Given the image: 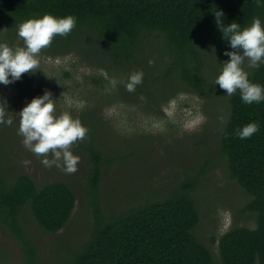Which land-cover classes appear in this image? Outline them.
<instances>
[{"label": "trees", "instance_id": "16d2710c", "mask_svg": "<svg viewBox=\"0 0 264 264\" xmlns=\"http://www.w3.org/2000/svg\"><path fill=\"white\" fill-rule=\"evenodd\" d=\"M218 11L225 25L236 21L247 27L255 17L264 23V7L255 0H0V26L16 30L45 14L74 15L76 28L67 37L56 36L41 53L54 58L75 54L109 72L123 101L157 112L184 91L211 98L203 49L212 46L219 64L229 59L225 50H232L215 23ZM135 71L144 73L142 84L132 93L120 91L121 74L127 77L123 83ZM249 79L264 85V65L253 69ZM169 88L173 92L164 95ZM228 102L231 112L219 135L221 152L230 177L251 196L244 210L257 214V227L234 225L212 237L216 250L203 243L195 234L201 224L196 198L200 173L184 172L167 191L139 195L124 210L107 214L100 200L110 160L97 144V125L102 123L94 110L87 114L96 123L78 142L89 161L85 182L94 200L93 230L78 248L61 252L60 264H264V103L245 105L239 92ZM252 122L259 123L260 131L240 139L237 131ZM77 200L65 181L42 185L29 174L12 177L0 168V222L22 246L24 264H40L24 212L30 210L38 226L57 234L70 222Z\"/></svg>", "mask_w": 264, "mask_h": 264}, {"label": "rangeland", "instance_id": "374dc122", "mask_svg": "<svg viewBox=\"0 0 264 264\" xmlns=\"http://www.w3.org/2000/svg\"><path fill=\"white\" fill-rule=\"evenodd\" d=\"M16 33L17 29L0 26V42L23 46ZM203 52L207 55L211 98L184 91L157 112L123 101L117 96V85L113 87L111 83L115 78L109 72L81 62L75 54L54 58L40 53L41 69L45 74L42 71L33 75L25 73L13 84L0 85V97L7 99L9 111L16 112L9 113L16 121L12 126L0 125L2 171L12 177L29 174L42 185L55 180L65 181L78 199L70 222L57 234L38 226L30 210L24 212L23 223L38 243L40 264H60L63 250L76 249L88 240L95 211L85 182L88 156L84 149H79L78 142L72 148L73 154L81 158L78 170L66 174L55 166L44 167L40 159L24 147L23 137L17 134L18 112L45 90L51 91L57 99L58 115L69 112L89 130L96 122L90 120L87 112L97 111V118L102 123V126L97 125V144L110 160L104 170L100 200L107 214L124 210L139 195L146 197L147 193L158 189L167 191L184 172L200 173L196 198L201 224L195 234L203 243L216 250V244H211L212 237L219 238L234 225L257 227V214L244 210L251 196L230 177L228 160L221 152L219 135L231 112L229 96L215 85L223 65L218 63L212 46L205 47ZM151 54L156 57L157 52ZM125 76L126 73L121 74L120 91L128 92L124 87L127 80L121 83L127 79ZM104 84L106 87L101 88ZM172 92L169 88L164 95ZM198 115H203L205 120L187 127ZM48 158L51 159L50 154ZM205 165L207 168L203 171ZM218 257L220 259V255L217 260ZM24 262L22 246L0 222V264Z\"/></svg>", "mask_w": 264, "mask_h": 264}, {"label": "clouds", "instance_id": "9594fccd", "mask_svg": "<svg viewBox=\"0 0 264 264\" xmlns=\"http://www.w3.org/2000/svg\"><path fill=\"white\" fill-rule=\"evenodd\" d=\"M255 3L257 7H264V0H255ZM222 16L224 14L220 11L215 13V23L222 33V39L232 50L224 52L229 59L222 63L215 85L225 90L229 97L239 92L245 105L264 103V85L251 82L250 73L246 70H258L264 65V23L255 17L250 26L242 28L236 21L225 25ZM76 26L77 18L74 15L57 17L52 14L20 24L16 34L23 46L0 42V85L13 84L22 78V74L33 75L42 71L39 59L41 51L48 48L56 36L67 37ZM143 76L142 71L131 73L124 83L125 89L130 93L135 92L137 86L142 84ZM111 83L115 87L118 81L114 79ZM56 100L51 91L45 90L43 95L27 103L18 112L17 134L23 137L24 147L40 159L44 167L55 166L66 174H73L78 170L81 158L73 154L72 148L77 142L83 141L90 130L69 112L58 115ZM7 104V99L0 97V125L10 127L16 121L9 113L16 112L9 111ZM220 119L223 122L224 117ZM204 120L203 115H198L187 127L191 128ZM259 131V123L252 122L236 134L240 139H249ZM49 154L51 159L48 158Z\"/></svg>", "mask_w": 264, "mask_h": 264}]
</instances>
